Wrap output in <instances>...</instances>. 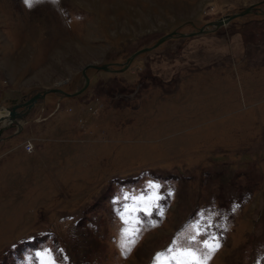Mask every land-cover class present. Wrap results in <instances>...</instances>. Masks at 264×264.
<instances>
[{"label":"rangeland","instance_id":"1","mask_svg":"<svg viewBox=\"0 0 264 264\" xmlns=\"http://www.w3.org/2000/svg\"><path fill=\"white\" fill-rule=\"evenodd\" d=\"M84 68L0 121V264H152L204 229L206 264H264V0H0V112ZM150 183L164 214L127 213L125 255Z\"/></svg>","mask_w":264,"mask_h":264},{"label":"snow or ice","instance_id":"2","mask_svg":"<svg viewBox=\"0 0 264 264\" xmlns=\"http://www.w3.org/2000/svg\"><path fill=\"white\" fill-rule=\"evenodd\" d=\"M25 4L28 7H32L36 0H24ZM148 188L151 190V193L147 196H125L124 199H132L137 201L139 209L134 205L132 208L124 207L121 212V218L126 225L122 230L123 232V241L121 247L124 250V254L127 255L131 252L132 247L137 242L139 238L141 228L144 226V222L140 220L139 217H130L127 213L135 212L137 210L143 211L146 216L152 215L153 207L158 209V214L163 216V209L157 203L162 197L159 194L160 185L150 183ZM169 196L172 195V192L169 191ZM238 207V205L234 206ZM151 223V226H155L154 223ZM195 225L194 227H198ZM207 230L204 229L203 232ZM203 232H197L190 236L179 238L173 240L172 245L162 252L156 253L153 257L152 264H206V261L211 258V256L220 248L219 241L215 235L209 234L204 240H199L198 237L203 234ZM35 257L37 264H56V257L53 255L51 249H42L35 252ZM30 259V258H29Z\"/></svg>","mask_w":264,"mask_h":264},{"label":"water","instance_id":"3","mask_svg":"<svg viewBox=\"0 0 264 264\" xmlns=\"http://www.w3.org/2000/svg\"><path fill=\"white\" fill-rule=\"evenodd\" d=\"M252 9H253V5H249V6L245 7L244 9H242V10H240L238 12L227 14L224 17H221V18H218L216 20H213L209 24L214 29L216 27H219V26L225 24L230 19H232V18H234L236 16H240V15H243L245 13H248V12L252 11ZM206 31H207V28L201 27L198 31L190 32V34L203 33V32H206ZM177 34L178 35H182V36L187 35L186 33H183V32H179L178 33L175 30H173L171 32H168L167 34H164L163 36L159 37L152 45L144 46L142 48H139L138 50H136L135 52L130 54L127 57L126 61L124 62V65L122 67H127V65L131 62V60L137 54L145 52L147 50H150V49L154 48L155 46H157L158 44H160L161 42H163L164 40H166L167 38L172 37V36L177 35ZM89 66H92V67H95V68H98V69H103V70H111V67H110L109 63H102V64L92 63ZM85 70H86V68L83 69V75L85 77V82H84L83 86L81 88H79L78 90H76L74 92H66V91L62 90L60 87H52V88H49V89L44 90V91H38L35 94H33L32 96H30L28 99H26L25 101L14 103V104L6 107V109L8 110V113L6 115H1L0 116V121L7 120L8 123H9V122H16L17 119L23 118L25 115H27V113L29 112V110L32 107V105L34 104V102L38 98L44 97L47 92H60L63 95H66V96H71V95L77 94L78 92L83 90L87 86V84L89 83V77L87 76Z\"/></svg>","mask_w":264,"mask_h":264},{"label":"bare ground","instance_id":"4","mask_svg":"<svg viewBox=\"0 0 264 264\" xmlns=\"http://www.w3.org/2000/svg\"><path fill=\"white\" fill-rule=\"evenodd\" d=\"M3 113H5L4 115H6V109L5 110L3 109V111L0 112V115H2ZM6 121L7 120H4V122H6Z\"/></svg>","mask_w":264,"mask_h":264}]
</instances>
